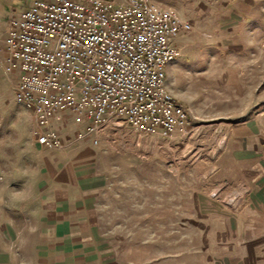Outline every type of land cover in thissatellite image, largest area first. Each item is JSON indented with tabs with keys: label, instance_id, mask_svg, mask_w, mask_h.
<instances>
[{
	"label": "rangeland",
	"instance_id": "obj_1",
	"mask_svg": "<svg viewBox=\"0 0 264 264\" xmlns=\"http://www.w3.org/2000/svg\"><path fill=\"white\" fill-rule=\"evenodd\" d=\"M30 1L0 0V45L8 19ZM153 1L185 22L176 38L182 55L165 71L192 129L166 138L118 120L99 132L98 143L88 139L108 179L100 205L107 247L122 264H237L232 250L245 249V239L264 258V0H256L251 22L238 16L248 8L243 3ZM14 82L0 52V206L4 176L25 165L20 146L32 141V117L16 101ZM63 116L68 122L59 130L69 139L77 126ZM251 118L260 128L249 162L238 137L245 132L233 130Z\"/></svg>",
	"mask_w": 264,
	"mask_h": 264
},
{
	"label": "built area",
	"instance_id": "obj_2",
	"mask_svg": "<svg viewBox=\"0 0 264 264\" xmlns=\"http://www.w3.org/2000/svg\"><path fill=\"white\" fill-rule=\"evenodd\" d=\"M184 28L174 8L153 0H31L8 19L0 52L16 101L34 117V141L51 150L98 143L118 120L140 134H190L165 71L182 55ZM67 112L77 125L69 139L55 125Z\"/></svg>",
	"mask_w": 264,
	"mask_h": 264
},
{
	"label": "crops",
	"instance_id": "obj_3",
	"mask_svg": "<svg viewBox=\"0 0 264 264\" xmlns=\"http://www.w3.org/2000/svg\"><path fill=\"white\" fill-rule=\"evenodd\" d=\"M227 3L245 4L248 8L238 16L245 22L255 19L256 0ZM67 119L62 116L55 125L59 128ZM243 123L233 133L244 130L238 137L243 138L242 149L250 162L254 156L250 140L260 126L254 118ZM32 129V141L20 146L27 149L23 152L25 165L20 164L18 172L12 171L3 180L0 264H122L116 251L108 249L102 229L100 205L108 179L96 162L90 141L75 140L64 149L51 150L34 141ZM259 146L264 147V142ZM255 244L243 239L245 249L234 247L233 260L237 264H264Z\"/></svg>",
	"mask_w": 264,
	"mask_h": 264
}]
</instances>
